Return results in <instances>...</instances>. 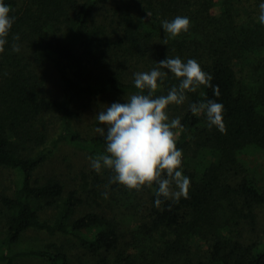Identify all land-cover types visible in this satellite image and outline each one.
Returning a JSON list of instances; mask_svg holds the SVG:
<instances>
[{"label":"trees","instance_id":"obj_1","mask_svg":"<svg viewBox=\"0 0 264 264\" xmlns=\"http://www.w3.org/2000/svg\"><path fill=\"white\" fill-rule=\"evenodd\" d=\"M2 2L15 21L0 53V173L13 175L0 191V264H264V0ZM177 16L189 30L165 45L162 21ZM167 56L197 61L219 96L201 86L167 109L183 126L176 147L190 186L157 208V185L128 191L91 168L105 141L77 122L125 102L134 74ZM179 82L169 73L155 96ZM209 99L223 105L224 133L190 111ZM65 144L87 164L43 174ZM30 231L53 241L21 249Z\"/></svg>","mask_w":264,"mask_h":264},{"label":"clouds","instance_id":"obj_2","mask_svg":"<svg viewBox=\"0 0 264 264\" xmlns=\"http://www.w3.org/2000/svg\"><path fill=\"white\" fill-rule=\"evenodd\" d=\"M10 7L0 0V53L5 51L7 37L15 21L10 16ZM259 23L264 25V3L259 5ZM190 27L188 17L177 16L171 21H162L166 34L164 44L187 33ZM14 41L19 35L13 36ZM13 52H19L18 44L13 43ZM171 73L179 80L167 95L155 96L158 81ZM212 76L205 73L197 61L189 59L183 62L179 57L167 56L156 63L148 72L134 74V86L138 90L124 98L123 103L104 106L95 116L100 125L95 131L105 141L104 154L89 157L91 168L100 173L110 170V184H119L128 191L139 192L143 187L157 185L155 206L159 208L164 200L174 203L188 198L190 179L183 175L182 150L176 147L177 130H183L180 118L169 120L167 109L170 105H182L187 93L196 92L201 86L212 87L215 96H219L218 86L211 85ZM190 111L194 116L203 114L209 129L226 131L223 122V105L215 100L193 103ZM107 199V193H104Z\"/></svg>","mask_w":264,"mask_h":264},{"label":"rangeland","instance_id":"obj_3","mask_svg":"<svg viewBox=\"0 0 264 264\" xmlns=\"http://www.w3.org/2000/svg\"><path fill=\"white\" fill-rule=\"evenodd\" d=\"M57 80V76L53 74L49 80L48 89L57 91L60 87V85L57 83ZM95 121V111L94 109H89L83 114L81 120L77 122V125L82 131H95ZM85 164H87V161L84 154L78 149H75L72 145L65 144L54 155L51 156L49 162L42 170V173H68L71 170L81 169ZM12 180L13 175L11 172L3 171L0 173V191H2L8 185H12ZM48 213L51 214L52 212L49 211ZM44 217H47L46 213H44ZM50 241H53V238L49 235L36 231H30L23 240L21 249L26 247H40ZM21 264H42V262L37 258L26 257L24 260H22Z\"/></svg>","mask_w":264,"mask_h":264}]
</instances>
